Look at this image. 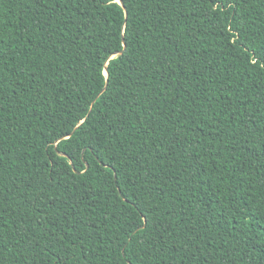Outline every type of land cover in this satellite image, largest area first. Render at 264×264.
Here are the masks:
<instances>
[{"label": "trees", "instance_id": "obj_1", "mask_svg": "<svg viewBox=\"0 0 264 264\" xmlns=\"http://www.w3.org/2000/svg\"><path fill=\"white\" fill-rule=\"evenodd\" d=\"M222 2L0 0V264H264V0Z\"/></svg>", "mask_w": 264, "mask_h": 264}, {"label": "snow or ice", "instance_id": "obj_2", "mask_svg": "<svg viewBox=\"0 0 264 264\" xmlns=\"http://www.w3.org/2000/svg\"><path fill=\"white\" fill-rule=\"evenodd\" d=\"M119 2L121 4H123V0H119ZM217 6L221 7V8L223 7L222 0H218ZM2 38H3L2 35H0V40H2ZM262 51H264V50H262ZM113 55L114 54L109 53L105 57V62L101 65L104 68L105 91L107 90V83L110 81V76H109L108 68H107V62L113 58ZM255 55H256V53L253 52V56H255ZM0 159H3L2 155H0ZM136 211H137L139 218H140L139 224H136L134 222H129L128 231L125 235V241H127V242L118 241L120 243H123L125 248L128 247V243H130L132 241V239L134 237H136L138 234L141 237V239L139 241V245H141V246L144 245L145 243L151 245V244H154L156 242L154 237H150L148 235L150 224H151L152 230H155V231L159 230L156 223L154 221L149 220V216L147 214L148 210L144 209V208H137ZM123 227L124 226L121 225V228H123ZM126 264H132V260L130 258H126Z\"/></svg>", "mask_w": 264, "mask_h": 264}, {"label": "water", "instance_id": "obj_3", "mask_svg": "<svg viewBox=\"0 0 264 264\" xmlns=\"http://www.w3.org/2000/svg\"><path fill=\"white\" fill-rule=\"evenodd\" d=\"M119 2V0H117ZM120 3V2H119ZM121 4V3H120ZM126 47V45L124 44V48ZM124 50V49H123ZM123 50H121L119 53H122Z\"/></svg>", "mask_w": 264, "mask_h": 264}]
</instances>
